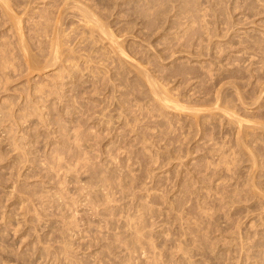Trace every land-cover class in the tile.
Instances as JSON below:
<instances>
[{
	"label": "rangeland",
	"instance_id": "1",
	"mask_svg": "<svg viewBox=\"0 0 264 264\" xmlns=\"http://www.w3.org/2000/svg\"><path fill=\"white\" fill-rule=\"evenodd\" d=\"M0 264H264V0H0Z\"/></svg>",
	"mask_w": 264,
	"mask_h": 264
},
{
	"label": "bare ground",
	"instance_id": "2",
	"mask_svg": "<svg viewBox=\"0 0 264 264\" xmlns=\"http://www.w3.org/2000/svg\"><path fill=\"white\" fill-rule=\"evenodd\" d=\"M75 6V5H74ZM82 11H85V10H82ZM84 13V12H83ZM86 14V13H85ZM87 16H89V15H87ZM92 16V15H91ZM88 18V17H87ZM87 18H85L84 17V19H86L87 20ZM93 18V17H92ZM85 21V20H84ZM91 21V20H90ZM95 22V21H94ZM95 23H98V24H100L99 22H95ZM93 25V24H92ZM96 25V24H95ZM16 26V25H15ZM100 25H98V26H96V27H99ZM96 29V28H95ZM103 29V28H102ZM98 30H100L99 28H98ZM102 31H104V30H102ZM102 31L100 30V32L102 33ZM98 33H100L99 31H97ZM55 33V32H54ZM103 34V33H102ZM108 35V34H107ZM102 36V35H101ZM103 36H105V34H103ZM109 36V35H108ZM110 36H111V33H110ZM113 37V36H112ZM108 38V37H107ZM110 39V38H109ZM110 42H112V41H110ZM116 45V44H115ZM120 49V48H119ZM118 49V50H119ZM122 51V50H121ZM126 56V55H125ZM165 102V101H164ZM164 104H166V103H164ZM175 104V103H174ZM174 106V105H173ZM176 107V106H175ZM174 109V108H173ZM239 121V120H238ZM241 122V121H240ZM67 208V207H66ZM68 221V220H67ZM65 224V223H64ZM70 228V227H69Z\"/></svg>",
	"mask_w": 264,
	"mask_h": 264
}]
</instances>
